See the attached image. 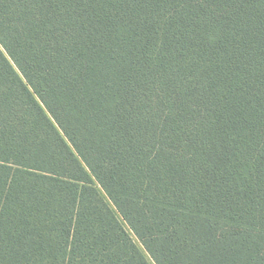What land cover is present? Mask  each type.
Listing matches in <instances>:
<instances>
[{"label":"trees","instance_id":"1","mask_svg":"<svg viewBox=\"0 0 264 264\" xmlns=\"http://www.w3.org/2000/svg\"><path fill=\"white\" fill-rule=\"evenodd\" d=\"M0 264H264V0H0Z\"/></svg>","mask_w":264,"mask_h":264}]
</instances>
